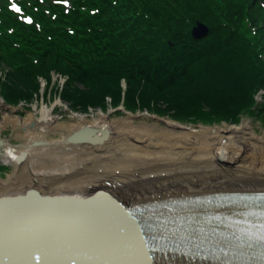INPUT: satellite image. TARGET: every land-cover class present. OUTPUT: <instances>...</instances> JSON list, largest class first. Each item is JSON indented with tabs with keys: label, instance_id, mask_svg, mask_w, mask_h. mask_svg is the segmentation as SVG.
Instances as JSON below:
<instances>
[{
	"label": "bare ground",
	"instance_id": "obj_1",
	"mask_svg": "<svg viewBox=\"0 0 264 264\" xmlns=\"http://www.w3.org/2000/svg\"><path fill=\"white\" fill-rule=\"evenodd\" d=\"M2 122L27 139L0 148L15 167L0 177V200L29 198L0 208V264H264V247L228 226L257 214L244 206L264 204L249 197L264 193V137L249 122L195 130L166 121L164 130L71 112L60 123L45 106L38 118ZM48 196L60 199H37Z\"/></svg>",
	"mask_w": 264,
	"mask_h": 264
},
{
	"label": "trees",
	"instance_id": "obj_2",
	"mask_svg": "<svg viewBox=\"0 0 264 264\" xmlns=\"http://www.w3.org/2000/svg\"><path fill=\"white\" fill-rule=\"evenodd\" d=\"M19 9L0 7V97L10 106L32 101L54 73L65 79L60 99L83 110L107 99L186 110L180 95L206 101L228 83L232 93L219 98L234 121L264 90V0H32ZM197 21L209 26L202 39L191 34Z\"/></svg>",
	"mask_w": 264,
	"mask_h": 264
},
{
	"label": "rangeland",
	"instance_id": "obj_3",
	"mask_svg": "<svg viewBox=\"0 0 264 264\" xmlns=\"http://www.w3.org/2000/svg\"><path fill=\"white\" fill-rule=\"evenodd\" d=\"M3 7L5 6L8 9L13 10V5L21 6L23 4H29L32 0H0ZM66 1V0H60ZM84 4V3H83ZM21 11V10H20ZM19 11V12H20ZM25 17H28L26 12H23ZM254 20L258 21L259 18L256 16L253 17ZM3 20V19H0ZM251 20V19H250ZM252 21V20H251ZM253 23V21H252ZM197 24V23H196ZM194 24V26H196ZM206 24V23H203ZM207 25V24H206ZM193 26V27H194ZM208 26V25H207ZM192 27V29H193ZM209 28V26H208ZM251 31L255 32V27H250ZM201 33V31H199ZM2 72L0 71V76ZM51 85L48 86L47 82L44 79H39L40 84L43 86V89H40L38 95H35L32 101H22L17 104L11 106L8 105L5 101L1 103L0 97V137L3 138L5 141L9 142L10 146L19 147L26 141L27 137L21 138L24 135V131L20 129H15L11 124L3 123L2 121L9 117L12 119L13 117L23 118L27 117L29 114L35 115V117H39V111L42 107H48L52 109V113L54 118L58 119L60 123H66L70 120L71 112L75 114H83L89 116H99L100 113L109 115L110 118L116 119H123L129 121L132 124H148V125H157L160 129H166L168 127L164 122L170 121L175 124L184 126V127H194L195 130H199L200 128L204 129H213V128H224L228 125V127L237 126L240 127L244 121L249 122V130L250 133L256 135L258 137H264V90H260L257 92L255 97V103L253 104L252 111L247 110L245 106H242L244 109V113L242 112L240 116L238 115L234 121L229 120V117L232 113H228V109L226 104H223V101L220 102L219 95L221 94L222 97L230 96L232 93V87H228V83L225 87H220L218 92H208L207 98L202 94V96L207 99L206 101L198 100L200 98V94H197L195 91L186 92L183 95H180L179 104L176 105L177 108L183 106L186 110H174V106L166 104L162 100H154V102L147 101L143 107L139 104L132 103L129 107H125L123 103L120 104L118 107H113L111 104V100L107 99L106 108L101 109L96 107H89L88 110L79 109H72L70 105L64 103L60 99V91L63 86L64 78L63 76L54 73L52 74ZM125 87V84L123 83ZM235 91V90H234ZM236 98H245L244 95L241 93L240 90L235 91ZM260 95V96H258ZM192 98V99H191ZM197 99V100H196ZM59 101L61 104H58ZM197 102V104H196ZM68 107V110H67ZM241 109V110H242ZM182 114H185L183 116ZM189 116V119H185ZM221 119L220 122H216V119ZM244 119V120H243ZM212 121V123L208 124L204 121ZM190 124V125H189ZM251 128V129H250ZM175 131V135L178 133ZM253 131V132H252ZM20 134V135H19ZM55 135V136H54ZM20 136V137H19ZM58 134H49L48 139L50 138H57ZM263 139V138H262ZM14 144V145H13ZM264 146V145H263ZM0 163L5 165L7 168L6 170L1 171L0 177L1 179L6 178L9 174H13L15 167L12 164L4 163L0 159ZM27 164H24L25 166ZM31 168V173H32Z\"/></svg>",
	"mask_w": 264,
	"mask_h": 264
},
{
	"label": "water",
	"instance_id": "obj_4",
	"mask_svg": "<svg viewBox=\"0 0 264 264\" xmlns=\"http://www.w3.org/2000/svg\"><path fill=\"white\" fill-rule=\"evenodd\" d=\"M199 31H201V33H199ZM208 31H209V28L206 24L204 25L201 22H197L196 26H194V28L192 29L191 34H192V37L194 39H202V38L206 37V35L208 34ZM84 132L90 133L92 131L90 129L88 130L87 128H85V129L81 130L79 133L83 134ZM69 141H74V139L69 138ZM77 141H78V139H77ZM5 144H7V143L3 139H0V148H2V146H4ZM24 156H25V152L20 153L16 157L15 161L20 163V161L24 158ZM28 198H29L28 196L15 198V199L4 198V199L0 200V208L8 206V205H16L17 203H26L28 201ZM37 199L40 201L49 203V202L59 201L60 198L58 199V198L48 196L46 198L39 197ZM152 248L151 249H150V247L148 248V251L150 252L149 255H151V256H153L152 255L153 254Z\"/></svg>",
	"mask_w": 264,
	"mask_h": 264
},
{
	"label": "snow or ice",
	"instance_id": "obj_5",
	"mask_svg": "<svg viewBox=\"0 0 264 264\" xmlns=\"http://www.w3.org/2000/svg\"><path fill=\"white\" fill-rule=\"evenodd\" d=\"M13 7L15 8V5H13ZM15 10L17 11V12H19L20 11V9L19 8H15ZM31 21H29V23H30ZM44 259V257H42L41 256V260H43Z\"/></svg>",
	"mask_w": 264,
	"mask_h": 264
}]
</instances>
